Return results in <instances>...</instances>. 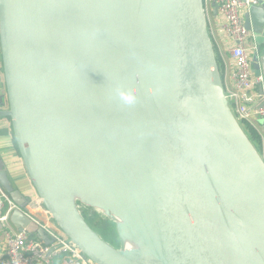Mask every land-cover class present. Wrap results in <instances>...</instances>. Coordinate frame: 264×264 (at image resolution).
Returning a JSON list of instances; mask_svg holds the SVG:
<instances>
[{"label":"water","instance_id":"water-1","mask_svg":"<svg viewBox=\"0 0 264 264\" xmlns=\"http://www.w3.org/2000/svg\"><path fill=\"white\" fill-rule=\"evenodd\" d=\"M64 3L84 103L71 92L69 66L58 73L53 62L43 25L48 0H0L8 102L0 115L10 118L28 177L54 223L96 264H264V245L251 226L264 235V160L231 109L203 0ZM244 23L258 45L250 61L257 111L264 106V15ZM50 66L59 110L51 131L39 81V70ZM254 118L264 132V115ZM61 129L105 188L104 207L140 249L113 248L70 201L51 147L59 140L57 151H65ZM0 183L16 204L14 228L52 244L26 213L27 200L17 199L1 155ZM94 205L103 210L98 200Z\"/></svg>","mask_w":264,"mask_h":264},{"label":"built area","instance_id":"built-area-1","mask_svg":"<svg viewBox=\"0 0 264 264\" xmlns=\"http://www.w3.org/2000/svg\"><path fill=\"white\" fill-rule=\"evenodd\" d=\"M209 36L215 50L216 37L211 13V3L217 6V16L220 30L226 41V49L234 62L232 85L223 82L231 109L238 120L244 123L251 122L254 113L264 115V106L255 111L253 105L258 95L253 92L254 80L250 67V53L257 50L254 34L245 26L242 13L252 5L260 4L261 0H203ZM258 79H256V82ZM264 160V144L261 145ZM38 202L42 205L40 198ZM43 206V205H42ZM16 207L9 193L0 183V211H3L1 220L5 226L4 253L0 256V264H53L54 259L62 255L61 264H96L90 260L73 242L62 233L57 225L52 223L48 211L45 223L40 224L48 237L53 240L50 245L41 239L30 236L25 231H18L9 221L11 211Z\"/></svg>","mask_w":264,"mask_h":264},{"label":"bare ground","instance_id":"bare-ground-1","mask_svg":"<svg viewBox=\"0 0 264 264\" xmlns=\"http://www.w3.org/2000/svg\"><path fill=\"white\" fill-rule=\"evenodd\" d=\"M48 4L49 7L45 15V19L43 20V25L47 37L49 36L51 38V45L55 50L56 59L53 62L54 64L56 63L57 65L58 73L62 72L61 66L63 64L69 66L71 71V85L73 87V89H71V92L72 93L74 92V95L76 96V100L78 102L82 101L84 103L86 89H85L84 81L78 69L75 51L71 42V32H70V26H69L64 0H48ZM39 81L41 88L43 117L46 120L45 124L47 125L46 126L47 129L51 131L53 129L52 127L55 121L57 125L58 116H59V110L57 109V105H56V101H57L56 93L52 83L53 80H52L51 66L49 70L46 68L44 69L41 68L39 70ZM58 133L59 136L64 140L65 144L63 145L67 153V149L69 150V145L72 144L66 135V131L61 129L58 131ZM91 139L93 141V145L95 148L96 141L93 135L91 136ZM77 153L78 152L75 153L76 156H78ZM77 158H78L77 161H74V167L76 169V174L78 175L77 178H79L78 180H80L81 186L77 187L71 182L68 183L65 181L63 177H62L63 180H61V183L70 201L74 204L75 198H78L79 200H81L82 202L88 205H94L97 203L98 200V202L103 206V210L110 213V216L113 219V221L115 223L122 225V227L124 228L125 230L124 249H128V250H133L137 248L140 249L141 248L140 243L129 234L127 227L124 225L121 219L115 216L112 211L107 210L104 207L108 196L106 194L105 188L102 187L99 181L97 180L96 174L94 173L92 166L89 165V162H88V166L85 165L80 155ZM98 163L102 168H104V163L100 157L98 158ZM69 173L70 172H68V174ZM251 226L254 232L256 233L258 239L260 240V242L264 245V235L255 225L251 224Z\"/></svg>","mask_w":264,"mask_h":264},{"label":"crops","instance_id":"crops-1","mask_svg":"<svg viewBox=\"0 0 264 264\" xmlns=\"http://www.w3.org/2000/svg\"><path fill=\"white\" fill-rule=\"evenodd\" d=\"M260 5L263 9L264 0H261ZM249 10H244L242 13L243 20L250 16ZM249 13V14H248ZM213 26L215 30L216 37V47L214 50L217 63L219 66L220 76L223 82H226L229 86L232 85V72L234 70V62L228 54L226 49V41L223 33L220 30L218 17L213 16ZM253 33V31H251ZM253 52L250 53L252 57ZM255 82L253 92L258 95L256 78L253 76ZM0 113L8 109V102L6 94L3 92L4 89V78L2 70V62L0 57ZM259 99V96H258ZM257 99V101H258ZM257 103V102H256ZM256 103L254 105H256ZM251 122H246L244 126L248 135H250L252 141L260 149L261 145L264 144V132L256 122L255 118H251ZM251 130L254 136H251ZM0 155L4 162L6 175L14 189H18L19 194H17V199L19 202H24L26 199V213L36 220L39 224H43L47 221L48 216L43 211V206L38 202L37 193L28 177L25 166L23 164L22 158L18 152L15 138L13 135L11 120L8 116L0 115ZM25 198V199H24ZM16 205V204H15ZM3 211H0V256L4 253L5 246V226L1 220L3 216ZM53 224L54 221L51 220ZM56 225V224H55Z\"/></svg>","mask_w":264,"mask_h":264},{"label":"rangeland","instance_id":"rangeland-1","mask_svg":"<svg viewBox=\"0 0 264 264\" xmlns=\"http://www.w3.org/2000/svg\"><path fill=\"white\" fill-rule=\"evenodd\" d=\"M250 9V16L253 19H256L257 16L264 15V10L262 9L260 4L252 5ZM248 136L250 137V135ZM58 144L59 140L57 142L51 140V147L53 149V154H55L56 156L55 162L58 172L65 179L66 182H71L77 187L81 186L80 180H78L79 178H77L78 175L76 174V169L74 167V161H77V157H79V154L77 153L78 156H76V150L73 148L72 145H69V150L67 149V153L65 151L63 152L62 145L60 147V150L57 151V146L59 149ZM66 155L70 157L72 161H70V158H68ZM70 168L72 172L75 173H72ZM68 172L70 173L68 174ZM75 204L77 205L79 211L81 212L86 222L97 232L100 237H102L107 243H109V245H111L117 250H122L124 248V233L116 227L113 219L110 216V213L105 210H101L98 206L88 205L79 200L78 198H75Z\"/></svg>","mask_w":264,"mask_h":264},{"label":"trees","instance_id":"trees-1","mask_svg":"<svg viewBox=\"0 0 264 264\" xmlns=\"http://www.w3.org/2000/svg\"><path fill=\"white\" fill-rule=\"evenodd\" d=\"M249 131H251V130H249ZM252 135L254 136L253 132L251 131V136H252ZM30 236H32V237H36L35 235H30ZM36 238H37V237H36ZM61 259H62V255L56 257V258L54 259L53 264H61Z\"/></svg>","mask_w":264,"mask_h":264}]
</instances>
